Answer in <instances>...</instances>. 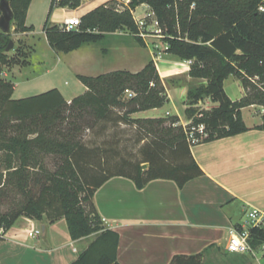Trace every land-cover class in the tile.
Returning a JSON list of instances; mask_svg holds the SVG:
<instances>
[{"label": "trees", "instance_id": "16d2710c", "mask_svg": "<svg viewBox=\"0 0 264 264\" xmlns=\"http://www.w3.org/2000/svg\"><path fill=\"white\" fill-rule=\"evenodd\" d=\"M9 2L15 33L33 32L34 27L26 24L32 0ZM114 2L98 6L81 18L78 29L67 31L64 25L51 22L53 11L78 9L83 0H52L44 24L51 49L69 54L124 31H130L136 42L145 47L132 11L148 5L161 27L167 21L170 38L166 54L194 60L190 76L205 81L189 87L190 105L206 97L218 104L194 118L195 124H205L208 130V137L201 142L250 130L242 110L253 105L264 107V0H131L124 11H118ZM10 35L0 32V74L6 48L12 41ZM231 76L247 91L238 102H233L224 89L225 81ZM78 80L86 91L68 104L57 88L13 99L14 86L0 78V140L14 133L9 138V149L16 153L21 148L26 153L31 144L28 135L42 128L43 134L55 131L61 140L44 146L62 158L43 182L36 179L37 187L29 191L19 210L0 215V230L6 233L21 216L35 220L46 217L52 223L65 218L73 240L101 233L73 264H120V235L104 226L93 203L96 191L109 179L119 176L132 180L138 189L156 179L175 181L183 188L203 175V171L193 157L183 127L176 125L177 118L135 119L122 111L132 104L135 113L168 103L166 88L153 59L137 73L118 70L96 77L79 75ZM127 90L135 95L129 101ZM196 112L191 108L186 111L189 118ZM85 113L95 119L88 124L92 131L88 139L80 137L83 131L80 121ZM256 129L264 130V115L263 124ZM127 133L131 134L125 140ZM19 170L15 169L16 174ZM248 243L251 251L264 246V226L249 229ZM214 248L193 255H176L171 264H209L205 256Z\"/></svg>", "mask_w": 264, "mask_h": 264}, {"label": "crops", "instance_id": "0c3cea01", "mask_svg": "<svg viewBox=\"0 0 264 264\" xmlns=\"http://www.w3.org/2000/svg\"><path fill=\"white\" fill-rule=\"evenodd\" d=\"M94 1H87L75 10L57 8L51 22L62 25L67 18H82L98 7ZM32 4L33 0L26 20L28 27L33 26L29 24ZM49 10L50 7L47 16ZM33 36L34 31L18 34L27 41ZM30 48L32 52L33 46ZM169 63L163 56L158 63L168 103L137 111L132 118H177L176 125L191 119L186 113L188 83L193 80L190 68L180 62L182 71L169 72ZM176 75L184 79V84L168 87L165 80ZM224 89L233 102L246 95L234 76L225 81ZM60 91L67 101L74 98L67 99ZM211 103L209 110L218 106ZM263 115V106L246 107L242 116L249 131L192 146L193 157L203 175L183 188L175 181L156 179L138 189L132 180L119 176L109 179L96 191L93 203L104 226L120 235V264H171L176 255L198 254L211 246L215 248L207 252L205 261L264 264L263 247L246 254L227 250L230 232L245 228L249 213H264V130L256 129L263 124ZM34 229H41L42 234L31 238L28 233ZM100 234L73 240L65 218L52 223L46 217L35 220L21 216L0 241V264H73Z\"/></svg>", "mask_w": 264, "mask_h": 264}, {"label": "rangeland", "instance_id": "374dc122", "mask_svg": "<svg viewBox=\"0 0 264 264\" xmlns=\"http://www.w3.org/2000/svg\"><path fill=\"white\" fill-rule=\"evenodd\" d=\"M51 2L52 0H33L29 24L34 26V36L30 37L29 41L20 39L15 33V21L11 24L10 38L15 47L10 52H5V61L0 78L14 86L13 99L35 96L54 88L62 90L67 99L76 97L85 92V86L78 80L79 75L96 77L117 70L136 73L140 72L153 57L159 55L170 62L169 72H178L184 69L180 62L185 60L175 54H166L169 46L167 40L170 38L167 21L162 27L163 35L156 37V35L151 34V37L145 41V47L136 42L130 31H124L110 34L99 43L86 44L69 54L53 51L43 32ZM101 2V0H95V6L102 5ZM119 4L114 2L113 6L122 10L123 8ZM1 15L0 12V17ZM135 16L145 19L150 25V31L154 32L155 27L152 26V23L157 18L152 14L148 5L139 6ZM31 46H33L32 52ZM22 67L24 68L19 70ZM165 82L168 87H175L184 84V79L176 75L165 80ZM196 83H203V81L193 79L188 83V86ZM71 100L68 101V104L71 103ZM211 101V98L206 97L192 106L188 101V109H194L197 111L196 113H199L200 110H206V103L212 104ZM201 102L204 104L201 105ZM134 109L135 106L132 104L128 109L122 111L127 112L132 117ZM197 115L192 117L193 120L197 118ZM94 120L90 113H85L81 119L83 131L80 133V137L82 139H88L92 135L88 124ZM42 131L43 128L38 133L28 135L27 138L31 144L26 153L21 148L17 149L16 153L9 149V138L15 136L14 133L10 132L5 139L0 140V215L19 210L29 196V191L37 187V185L34 186L36 179L38 178L43 182L46 174L53 173L62 160L60 156L50 152L44 146L45 143L56 142V140L60 141L61 139L56 136L55 131L50 135L43 134ZM130 134H124L125 140L129 138ZM16 168L20 169L19 174H16ZM206 262L219 264L218 261L213 262L211 259Z\"/></svg>", "mask_w": 264, "mask_h": 264}, {"label": "built area", "instance_id": "2783aa9c", "mask_svg": "<svg viewBox=\"0 0 264 264\" xmlns=\"http://www.w3.org/2000/svg\"><path fill=\"white\" fill-rule=\"evenodd\" d=\"M87 1H90V0H86V1L83 0L82 5H84ZM101 1H102L101 4H104L108 1H113V0H101ZM115 1L120 3L119 6L123 8L122 10L117 8V10L124 11L125 9L129 7V3L131 0H115ZM136 10L137 8L132 11V14L139 28V36L143 38L144 41H146L147 38H150L151 34L156 35V37H161V35H163L164 33L163 32L164 30L161 27L159 21L157 19L153 20L152 26L155 27V30L154 32H151L149 28L150 25L148 24V22H146L145 19H142V18L140 19L135 16ZM261 10L263 9L261 8ZM152 14L154 13L152 12ZM62 25H64L67 31L76 30L81 25V18L77 16L67 18ZM168 48L169 46L167 47V50ZM161 58H162L161 55H159L158 57H153V60L156 64L157 69H158V63L160 62ZM193 63H194V60H185L182 62L183 65L188 66L190 69ZM126 96L128 98H133L135 95L132 91L127 90ZM200 104L202 105L204 103L201 102ZM205 106H206L205 107L206 110L204 109L200 110L199 113L208 111L209 109H211L209 108V103H206ZM199 113L196 117H201ZM177 125L183 127L186 133L187 139L192 146L198 144L199 142H201V140L208 137V131L206 129V125L205 124H195L193 118H191L190 120H186L184 123L177 124ZM248 216H249V220L247 221L245 228L241 227L242 230L234 229L230 232V236H229L228 244H227V250L231 253L246 254V253L251 252V248L248 243L249 229L252 227L264 226V213H261L259 211H253L249 213ZM41 234H42L41 229H34V230L29 231L28 236L31 238H35V237L40 236ZM4 236H5L4 230H0V238H3ZM263 249H264V246H263Z\"/></svg>", "mask_w": 264, "mask_h": 264}, {"label": "water", "instance_id": "95a60500", "mask_svg": "<svg viewBox=\"0 0 264 264\" xmlns=\"http://www.w3.org/2000/svg\"><path fill=\"white\" fill-rule=\"evenodd\" d=\"M0 12L2 14L0 17V30L2 33L8 34L11 32V24L14 20V13L9 0H0ZM14 47V42L10 41L6 52H10Z\"/></svg>", "mask_w": 264, "mask_h": 264}, {"label": "bare ground", "instance_id": "6f19581e", "mask_svg": "<svg viewBox=\"0 0 264 264\" xmlns=\"http://www.w3.org/2000/svg\"><path fill=\"white\" fill-rule=\"evenodd\" d=\"M94 1V0H93ZM96 4V3H95Z\"/></svg>", "mask_w": 264, "mask_h": 264}]
</instances>
